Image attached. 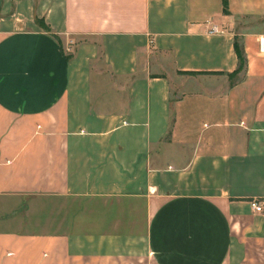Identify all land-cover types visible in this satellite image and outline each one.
<instances>
[{"label":"crops","instance_id":"obj_1","mask_svg":"<svg viewBox=\"0 0 264 264\" xmlns=\"http://www.w3.org/2000/svg\"><path fill=\"white\" fill-rule=\"evenodd\" d=\"M226 1L0 0V264H264V0Z\"/></svg>","mask_w":264,"mask_h":264},{"label":"rangeland","instance_id":"obj_2","mask_svg":"<svg viewBox=\"0 0 264 264\" xmlns=\"http://www.w3.org/2000/svg\"><path fill=\"white\" fill-rule=\"evenodd\" d=\"M106 90L105 95H111L112 89L106 86L103 88ZM64 201L60 198H46V196H27L22 198H10L8 202H4L3 211L6 213H11V208H16L18 214L26 213L25 218L29 224L36 225L38 228H44V217H45V207L46 204L49 205L50 210L55 213H58L60 206ZM20 210V212H19ZM22 210V211H21Z\"/></svg>","mask_w":264,"mask_h":264},{"label":"trees","instance_id":"obj_3","mask_svg":"<svg viewBox=\"0 0 264 264\" xmlns=\"http://www.w3.org/2000/svg\"><path fill=\"white\" fill-rule=\"evenodd\" d=\"M224 11L227 12V1L224 0ZM37 22L45 29L50 30L49 25H47L42 19L37 18ZM235 50L236 54L239 60V64L236 70L229 73V77L232 82H238L244 78L245 72H246V66H247V57L245 54V51L242 47V44L236 40L235 42Z\"/></svg>","mask_w":264,"mask_h":264},{"label":"built area","instance_id":"obj_4","mask_svg":"<svg viewBox=\"0 0 264 264\" xmlns=\"http://www.w3.org/2000/svg\"><path fill=\"white\" fill-rule=\"evenodd\" d=\"M217 31H218V28L216 26H213L211 29H209L208 32L214 33ZM260 47L262 50H264V38H262L260 41ZM250 203H251L252 207L254 208V210H256V211H263L264 210V206L257 199L252 200Z\"/></svg>","mask_w":264,"mask_h":264}]
</instances>
